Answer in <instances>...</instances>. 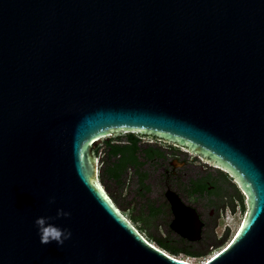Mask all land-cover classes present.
<instances>
[{
	"label": "water",
	"instance_id": "95a60500",
	"mask_svg": "<svg viewBox=\"0 0 264 264\" xmlns=\"http://www.w3.org/2000/svg\"><path fill=\"white\" fill-rule=\"evenodd\" d=\"M120 131L231 174L247 211L202 264H264V0H0V264H190L101 186L90 151Z\"/></svg>",
	"mask_w": 264,
	"mask_h": 264
},
{
	"label": "flooded vegetation",
	"instance_id": "af4514ba",
	"mask_svg": "<svg viewBox=\"0 0 264 264\" xmlns=\"http://www.w3.org/2000/svg\"><path fill=\"white\" fill-rule=\"evenodd\" d=\"M90 152L98 178L102 173L107 179V166L115 169L117 196L128 198L127 215L117 199L112 200L120 213L148 241L173 255L207 257L221 243L218 229H227L237 210H245V196L234 177L208 155L178 141L120 131L102 139ZM172 201L191 216L190 225L174 223Z\"/></svg>",
	"mask_w": 264,
	"mask_h": 264
},
{
	"label": "rangeland",
	"instance_id": "374dc122",
	"mask_svg": "<svg viewBox=\"0 0 264 264\" xmlns=\"http://www.w3.org/2000/svg\"><path fill=\"white\" fill-rule=\"evenodd\" d=\"M99 181H100L101 186L104 187L105 191L108 193V195L111 196V199L112 200H114L115 198L117 199V202L119 204V207H120L122 213L127 215L126 214V209L127 208L125 207V205H126V202L128 201V198L127 197H123L122 199L118 198V196H117V187H115V184L112 181L107 180L102 175V173L99 174ZM244 206H245V210H242V211L237 210L236 215L233 217V219H231V221L229 223L230 225H229V227L227 229H225L223 227H220L218 229V239L221 240V243L218 245V247L210 255H208L207 257H202V258L185 257V256H178V257L183 259V260H186L187 262H189L191 264H202L207 259L212 257L223 246H225V244L233 237V235L235 234V232L238 229L239 225L241 224V222L243 220V217H244V214L247 211L246 197H245V200H244ZM137 213H138V211L135 210V208H134V213L133 214L135 215ZM149 242L152 243V244H155L153 241H149Z\"/></svg>",
	"mask_w": 264,
	"mask_h": 264
},
{
	"label": "clouds",
	"instance_id": "9594fccd",
	"mask_svg": "<svg viewBox=\"0 0 264 264\" xmlns=\"http://www.w3.org/2000/svg\"><path fill=\"white\" fill-rule=\"evenodd\" d=\"M57 215L68 216L70 213L63 209H57ZM48 219L49 218L46 216H37L34 221L39 234L40 243L49 244L54 241L58 246H62L64 242L71 237V231L68 228H61L46 223Z\"/></svg>",
	"mask_w": 264,
	"mask_h": 264
},
{
	"label": "trees",
	"instance_id": "16d2710c",
	"mask_svg": "<svg viewBox=\"0 0 264 264\" xmlns=\"http://www.w3.org/2000/svg\"><path fill=\"white\" fill-rule=\"evenodd\" d=\"M104 173H105L107 179L110 180V181H112V182H113L114 178H116V176H117L115 174V169L113 167H110V166L109 167L108 166L106 167ZM170 254L173 255V253H171V252H170ZM174 256H176V255H174Z\"/></svg>",
	"mask_w": 264,
	"mask_h": 264
},
{
	"label": "bare ground",
	"instance_id": "6f19581e",
	"mask_svg": "<svg viewBox=\"0 0 264 264\" xmlns=\"http://www.w3.org/2000/svg\"><path fill=\"white\" fill-rule=\"evenodd\" d=\"M191 264V263H190Z\"/></svg>",
	"mask_w": 264,
	"mask_h": 264
}]
</instances>
